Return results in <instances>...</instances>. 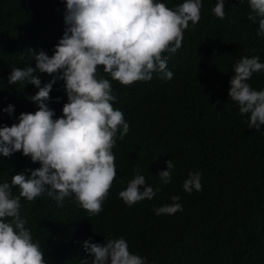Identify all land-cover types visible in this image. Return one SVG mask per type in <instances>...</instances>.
I'll return each instance as SVG.
<instances>
[{"label": "trees", "instance_id": "obj_1", "mask_svg": "<svg viewBox=\"0 0 264 264\" xmlns=\"http://www.w3.org/2000/svg\"><path fill=\"white\" fill-rule=\"evenodd\" d=\"M160 2L173 8L184 0ZM201 5L199 22H189L180 48L169 55L171 80L154 73L150 81L122 86L98 66L97 75L110 80L113 107L123 112L130 130L123 139L117 133L116 178L99 214H89L74 195L62 207L46 192L32 201L21 198V218L47 264H91L93 257L82 248L85 240L104 244L120 237L146 264H264V126L250 128V114L241 115L228 96L237 60L258 56L264 63V37L257 35L258 23L248 20V0H224V19L213 12L216 0ZM64 11V0H0V126L38 110L29 100L38 89L27 82L9 85L8 77L12 68L35 69L28 50L53 55L65 29ZM36 74L41 86L52 79ZM248 83L264 90V71ZM65 103L63 81H57L48 101L54 119ZM9 105L11 116L2 111ZM168 160L174 168L165 184L158 173ZM38 167L21 152L0 156V184ZM137 170L158 191L129 206L119 193ZM190 172L202 174V190H183ZM12 194H19L18 186ZM173 196L182 211L157 215L155 209L171 205Z\"/></svg>", "mask_w": 264, "mask_h": 264}, {"label": "clouds", "instance_id": "obj_2", "mask_svg": "<svg viewBox=\"0 0 264 264\" xmlns=\"http://www.w3.org/2000/svg\"><path fill=\"white\" fill-rule=\"evenodd\" d=\"M65 29L51 57L42 50H28L35 59L31 66L12 68L9 85L24 83L38 89L29 97L37 105L34 113H21L18 123L0 126V156L16 152L39 163L36 169H25L11 177V183L0 184V264H47L40 242L21 218V198L32 201L45 192L58 206L74 195L75 202L91 215L102 211V203L116 178L112 149L117 133L123 139L130 126L121 110L115 109L109 79L98 76V66L111 80L122 86L147 82L154 73L171 80L169 55L181 46L189 22L200 20L201 0H184L173 8L160 0H64ZM242 2V0H241ZM249 21L258 23L257 35L264 37V0H248ZM214 14L225 18L224 0H216ZM167 53L168 55H165ZM264 71L258 56H244L234 64L229 98L238 104L241 115H249V127L260 131L264 126V90H254L248 83L254 73ZM48 74L50 81L41 86L36 73ZM57 81H63L67 103L62 115L48 107L50 92ZM59 99V98H57ZM2 111L12 115L14 106ZM174 163L166 161L161 180L171 181ZM201 173H189L183 190H202ZM19 194L13 196L12 187ZM142 189V190H141ZM158 189L146 184L137 170L125 190L119 193L129 206L151 200ZM171 205L157 209V215L182 211L179 197ZM82 248L93 257L91 264H146V260L129 251L125 238H108L104 244L85 240ZM88 264V261H81Z\"/></svg>", "mask_w": 264, "mask_h": 264}]
</instances>
